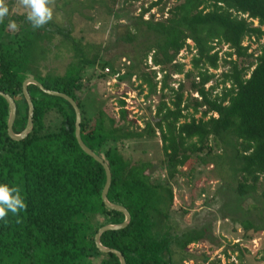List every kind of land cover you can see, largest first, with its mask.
<instances>
[{
    "label": "trees",
    "instance_id": "obj_1",
    "mask_svg": "<svg viewBox=\"0 0 264 264\" xmlns=\"http://www.w3.org/2000/svg\"><path fill=\"white\" fill-rule=\"evenodd\" d=\"M74 1L61 4L72 3L69 9L78 10L98 2L111 14L115 3ZM5 2L9 14L0 22V91L15 104L11 130L19 133L26 123L21 92L25 78L73 99L81 141L110 171L106 199L124 207L130 216L124 227L99 234L102 246L119 251L125 264H183L193 259L187 245L200 241L206 228L176 232L169 222L171 183L191 155L216 165L222 158L227 177L234 182L233 192L238 197L255 195L260 203L256 208L264 209V0H171L169 6H160L165 13L161 18L149 13L162 2L153 0L131 16L125 32L117 37L136 44L135 52L127 56L125 73L135 76L140 91L146 87L145 97L159 93L154 113L142 119V125L119 97L117 110L107 111L106 97L91 81V76L105 81L106 65L114 72L110 58H101L108 46L83 44L81 37L71 35L68 21L64 26L52 20L33 28L26 14L10 12L13 0ZM9 20L17 23V31L8 28ZM244 39L249 43L242 44ZM251 43L255 47L250 48ZM220 44L227 47L222 57ZM183 48L191 53L185 70L175 58ZM60 52L69 58L61 71L48 65L51 53L57 57ZM147 56L156 69L144 70ZM95 66L100 72L92 69L95 72L84 79V69ZM220 66L215 77L209 70ZM157 73L161 75L154 79ZM175 73H181L182 80L173 88L168 81ZM210 80L213 83L205 86ZM26 89L33 106L32 125L19 140L7 135L9 107L0 96V184L18 186L26 203L18 216L9 212L7 223L0 220V264H119L116 255L97 249L94 234L124 217L100 198L105 173L78 146L71 105L34 84ZM155 133L161 144L163 179L153 178L150 161L125 157L118 146ZM213 147H222V152L212 154ZM258 219V224L249 218L239 223L245 240L264 231V215ZM248 229L252 231L246 233ZM231 251L236 252V263L222 264H244L246 247L234 243ZM207 259L203 254L201 262Z\"/></svg>",
    "mask_w": 264,
    "mask_h": 264
},
{
    "label": "rangeland",
    "instance_id": "obj_2",
    "mask_svg": "<svg viewBox=\"0 0 264 264\" xmlns=\"http://www.w3.org/2000/svg\"><path fill=\"white\" fill-rule=\"evenodd\" d=\"M62 1L67 0H55L53 21L61 26L68 25L66 24L68 21L72 27L71 35L76 38L81 37L83 44L88 42L100 43L103 47L108 46V51L102 52L101 58H110L114 72H120L116 75V73L110 74V72H105L102 69L104 75H107L102 83L100 79L90 75L92 69L100 72L99 68L97 66L94 68L86 67L83 71L84 79L89 75L91 76L96 91L101 94L100 96L106 97L104 105L107 111L115 112L117 110L116 99L119 97L125 103L124 108L129 110L132 116L137 117V124L142 125V119H149L154 113V106L159 99V93L157 91L145 97L146 87L143 86L140 91L136 86L139 81L136 80L135 76H129L128 72L125 73V67L128 64L127 56L135 52L136 44L123 42L117 37L125 32L131 16L135 15L140 7L147 6L153 0H115L113 5L110 0H105L107 5L113 6L111 14L106 13V10L102 9L98 2H93L91 8L72 10L69 7L72 3H76L74 0L71 4L66 3V5H62ZM171 3V0H162L161 4L152 7L149 13H152L154 18H161L165 16V13H161L160 6L163 4L169 6ZM10 12L15 15L26 14L24 9L17 5L16 0H13ZM147 17L148 14L145 13L143 18ZM57 40L58 38L54 42L56 43ZM242 43L247 44L249 42L244 39ZM188 44L191 45V42L189 41ZM253 47L255 44L251 43L250 48ZM225 50H227L226 45L220 44L218 55L222 57V52ZM190 54L183 48L175 57L176 61L183 63L184 70L189 68ZM68 60L69 58L67 59L64 52L58 53L57 57L52 56L51 53L48 65H54L61 71ZM144 63L145 67L142 66L144 70L157 68V66H152L150 56L146 57ZM106 66L111 69L109 65ZM223 67L225 68V66ZM221 69L220 66L216 70L210 69L209 71H213L216 77ZM160 75L161 73H157L154 79H158ZM181 77V73H175L170 76L168 83L175 88L177 86L176 81L182 80ZM212 83L213 81L210 80L205 86ZM184 84L186 87L187 81L184 80ZM158 87L159 84L157 83L156 88L158 89ZM192 95L195 94L192 93ZM160 145V140L155 133L153 137L133 139L118 146L125 157L132 160L150 161L153 178L163 179L164 173L160 167L162 160ZM221 148L213 147L212 154H220ZM222 165H224L222 158L218 159L216 165L200 162L194 155H191L185 165L178 168L175 179L171 183L172 206L169 222L172 229L181 232L191 228H206L204 237L200 241L187 245V251L193 255V259H186L182 263L207 264V262L213 263L215 259H219L220 264L231 260L236 263V252H232L231 248L232 244L238 243L239 247H246L247 249V252L242 256L244 264H264V231L254 233V239L249 241L242 237L243 231L239 225L245 218H249L258 224V217L264 215V209L256 208L260 203L256 200L255 195L238 197L233 192L234 182L227 177L229 172ZM251 231L248 229L246 233ZM223 252L228 255V258ZM203 254L208 256L205 263L201 262Z\"/></svg>",
    "mask_w": 264,
    "mask_h": 264
},
{
    "label": "water",
    "instance_id": "obj_3",
    "mask_svg": "<svg viewBox=\"0 0 264 264\" xmlns=\"http://www.w3.org/2000/svg\"><path fill=\"white\" fill-rule=\"evenodd\" d=\"M27 84H34L43 93H46L49 95H54V96H59V97L65 99L71 105L73 112H74V117H75V119H74V137H75V140H76L78 146L80 147V149L84 153H86L87 155L92 157L95 161H97L103 167V170L105 173V181H104L103 187H102L101 192H100V198H101L102 202L108 208L114 209L116 211H120L124 217L120 223L105 224V225L99 227L97 229L96 233L94 234V244L99 251L111 252L114 255H116V257L118 258L119 264H125L122 254L115 249L102 246L98 240V237H99V234L105 230L119 229V228L124 227L128 223L130 216H129L128 211L124 207H122L120 205L112 204V203L108 202L106 199V192H107V189H108V186L110 183V171H109V168L106 165V163L103 162L102 159L98 155H96L94 152H92V150L89 149L87 146H85L83 144V142L81 141L80 136H79V119H80L79 118V111H78L77 105L75 104L73 99L70 98L69 96H67L66 94L62 93V92L50 90V89L43 87L38 81H36L33 78H30V77L25 78L21 83V92H22V95L24 97V100H25L26 106H27L26 123H25V126L23 127V129L19 133H13L11 130V126H12V122H13L14 117H15V104H14L13 99L8 94L0 91V96L6 100L8 107H9L8 117H7V121H6L7 135L11 139L19 140V139H22L31 128L33 106H32L30 95L28 94L27 89H26Z\"/></svg>",
    "mask_w": 264,
    "mask_h": 264
},
{
    "label": "clouds",
    "instance_id": "obj_4",
    "mask_svg": "<svg viewBox=\"0 0 264 264\" xmlns=\"http://www.w3.org/2000/svg\"><path fill=\"white\" fill-rule=\"evenodd\" d=\"M18 6L24 9L26 19L33 28H40L53 20L55 0H16ZM9 14V7L5 0H0V22ZM8 28L12 31L18 30L14 20H9ZM26 209V203L18 186L0 184V220L7 223L6 217L11 212L18 216ZM19 222V220H17Z\"/></svg>",
    "mask_w": 264,
    "mask_h": 264
},
{
    "label": "built area",
    "instance_id": "obj_5",
    "mask_svg": "<svg viewBox=\"0 0 264 264\" xmlns=\"http://www.w3.org/2000/svg\"><path fill=\"white\" fill-rule=\"evenodd\" d=\"M186 42L189 43V40H187ZM242 44H243V43H242ZM103 69H104L105 72H110V74H111V71H110V69H109L107 66H104ZM112 73H116V75H118L120 72L116 71V72H112ZM172 76H173V75H172Z\"/></svg>",
    "mask_w": 264,
    "mask_h": 264
}]
</instances>
